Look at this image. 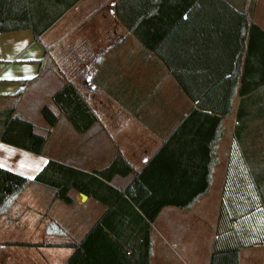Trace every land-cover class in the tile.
<instances>
[{
    "label": "crops",
    "instance_id": "obj_1",
    "mask_svg": "<svg viewBox=\"0 0 264 264\" xmlns=\"http://www.w3.org/2000/svg\"><path fill=\"white\" fill-rule=\"evenodd\" d=\"M2 3L30 26L0 34V111L49 133L41 154L0 141V167L32 180L0 216V264H145L147 252L149 264H203V252L210 264L222 203L258 204L251 174L264 175V117H248L264 107V0ZM66 81L97 116L85 132L51 101ZM44 106L59 115L50 128ZM117 153L132 173L98 177ZM213 155L187 209L163 205L150 222L130 196L185 201ZM66 174L84 182L66 188ZM262 231L238 264H264Z\"/></svg>",
    "mask_w": 264,
    "mask_h": 264
},
{
    "label": "trees",
    "instance_id": "obj_2",
    "mask_svg": "<svg viewBox=\"0 0 264 264\" xmlns=\"http://www.w3.org/2000/svg\"><path fill=\"white\" fill-rule=\"evenodd\" d=\"M8 1L10 0H7V2ZM2 4V0H0V34L29 28L30 25L28 20L17 16L16 13L3 12L1 8ZM251 14V11H249V19L251 18ZM56 17L57 16H54L52 19L48 20L41 28H30L35 40H39L41 33ZM44 57H49L48 46H44ZM262 95L264 100V92ZM261 98V94H258V99L261 100ZM51 100L57 107L58 114H62L78 133L85 132L97 122L96 114L88 106L87 102L74 85L69 81H66L52 94ZM255 100L256 94H250L249 102H255ZM241 113H245V110H241L239 108L238 116L239 114L241 115ZM41 114L46 121L48 128L52 127L56 123L59 116L58 114L53 113L47 106L42 108ZM257 116L264 117V107L263 109L259 108L258 110H248V117L250 121L255 119ZM245 125L243 127H245ZM48 133L49 129H47L43 134L35 133L33 125L30 122L24 121L14 115L13 109H3L0 111V141L2 142L33 153L41 154L43 152ZM237 134H239V124L236 125L234 136H237ZM218 140L219 137L217 141ZM214 143L215 141L213 140L211 144L214 146ZM217 161L218 159L215 155L209 158L203 187L195 190L185 201H161L154 205L153 203L155 202V199H153L149 202L150 206H147V202H143L138 196L133 195V193L129 191L130 196L135 200L138 207L144 212L150 222L155 219L158 211L163 205H175L182 209H187L199 197L208 191L212 167ZM55 164L56 163L52 161L48 162L42 172L34 177L33 181H42L41 178L43 174L46 173L51 166H55ZM120 164H123L124 168H120ZM63 168L70 170L71 172H76L68 167L63 166ZM119 170H121V173L124 175L132 173V168L124 161L122 156L117 153L115 158L104 169L96 170L95 174L103 179H109V174ZM66 175L70 176V181L68 182L69 184L66 188L72 186L76 187L75 183L81 184L84 182L82 177H76L69 174ZM83 176L85 175L83 174ZM137 177L138 174L131 183V187L137 184ZM251 177L255 181L254 190L258 198V204L255 202L249 205L239 203L225 205V203H222L217 225L218 235L214 243V253L211 255L210 264H238L240 248L255 245L256 241L260 238V234L258 232V229H260L259 226L261 225L260 230H264V186H259L260 178L264 179V175L252 173ZM89 178L99 180V178L92 175L89 176ZM30 182H32L31 179L0 167V216L6 214L10 210L18 195ZM80 189L83 190V188ZM58 193L63 192L58 190ZM235 193L237 194L241 192L235 190ZM55 226H57V224L50 223L47 226V230L49 231ZM246 229L249 231L248 234H246ZM254 230L255 232H253ZM261 234L264 236V231H262ZM261 239H264V237ZM144 263L149 264L148 252L144 255Z\"/></svg>",
    "mask_w": 264,
    "mask_h": 264
},
{
    "label": "rangeland",
    "instance_id": "obj_3",
    "mask_svg": "<svg viewBox=\"0 0 264 264\" xmlns=\"http://www.w3.org/2000/svg\"><path fill=\"white\" fill-rule=\"evenodd\" d=\"M52 101V100H51ZM216 183H217V181L215 180V182H214V185H216ZM212 192H216V190L214 189V190H212ZM259 226V225H258ZM255 227V226H254ZM260 227V229H261V225L259 226ZM206 257H207V254H206V252H203L202 253V260H201V262L204 264L205 263V259H206Z\"/></svg>",
    "mask_w": 264,
    "mask_h": 264
},
{
    "label": "snow or ice",
    "instance_id": "obj_4",
    "mask_svg": "<svg viewBox=\"0 0 264 264\" xmlns=\"http://www.w3.org/2000/svg\"><path fill=\"white\" fill-rule=\"evenodd\" d=\"M0 78H2V77H0ZM8 78H12V77L9 76Z\"/></svg>",
    "mask_w": 264,
    "mask_h": 264
}]
</instances>
